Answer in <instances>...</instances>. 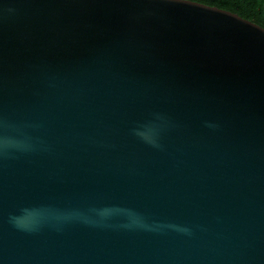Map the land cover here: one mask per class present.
<instances>
[{"label":"water","instance_id":"95a60500","mask_svg":"<svg viewBox=\"0 0 264 264\" xmlns=\"http://www.w3.org/2000/svg\"><path fill=\"white\" fill-rule=\"evenodd\" d=\"M0 264H264V26L0 0Z\"/></svg>","mask_w":264,"mask_h":264},{"label":"trees","instance_id":"16d2710c","mask_svg":"<svg viewBox=\"0 0 264 264\" xmlns=\"http://www.w3.org/2000/svg\"><path fill=\"white\" fill-rule=\"evenodd\" d=\"M194 1L202 2L205 4H209V5H213V6L223 8V9L230 10L232 12L238 13L244 18H247L249 20H252L260 24L253 17L254 12L252 10L253 7H252L251 0H194Z\"/></svg>","mask_w":264,"mask_h":264},{"label":"flooded vegetation","instance_id":"af4514ba","mask_svg":"<svg viewBox=\"0 0 264 264\" xmlns=\"http://www.w3.org/2000/svg\"><path fill=\"white\" fill-rule=\"evenodd\" d=\"M249 2V1H248ZM253 17L260 24L264 25V0H251ZM256 10V11H255Z\"/></svg>","mask_w":264,"mask_h":264}]
</instances>
